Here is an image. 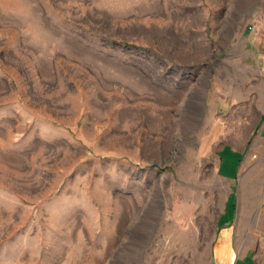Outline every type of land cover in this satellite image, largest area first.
I'll return each instance as SVG.
<instances>
[{"label": "rangeland", "instance_id": "374dc122", "mask_svg": "<svg viewBox=\"0 0 264 264\" xmlns=\"http://www.w3.org/2000/svg\"><path fill=\"white\" fill-rule=\"evenodd\" d=\"M262 104L264 0H0V264H214Z\"/></svg>", "mask_w": 264, "mask_h": 264}, {"label": "crops", "instance_id": "0c3cea01", "mask_svg": "<svg viewBox=\"0 0 264 264\" xmlns=\"http://www.w3.org/2000/svg\"><path fill=\"white\" fill-rule=\"evenodd\" d=\"M259 115L263 116L262 124L258 128L259 140L264 139V104L258 110ZM224 150V149H223ZM245 148H232L233 152L243 154L241 164L238 165L237 174L234 177L228 178L222 174V163L218 165V169L229 182H236V177H240L239 188L232 191L226 203H224L223 210L218 216V238L214 243V251L212 260L214 264H239L243 259L245 264L249 260L256 264L255 252L248 246L239 245L240 232L250 228L251 225L264 224V200L262 199L261 185L256 186L252 181V176L257 172L258 164L252 159V156L245 155ZM262 150L260 144L255 145L253 152ZM247 157V158H246ZM260 208V211H259ZM263 215V221L254 220L251 215L258 213ZM258 221V222H257ZM258 227V226H257ZM264 227V226H263ZM256 228V227H255Z\"/></svg>", "mask_w": 264, "mask_h": 264}]
</instances>
